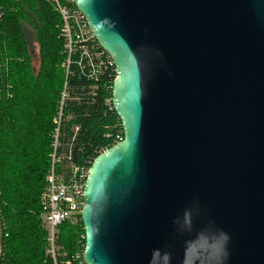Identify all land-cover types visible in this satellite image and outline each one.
Returning a JSON list of instances; mask_svg holds the SVG:
<instances>
[{
  "label": "water",
  "instance_id": "water-1",
  "mask_svg": "<svg viewBox=\"0 0 264 264\" xmlns=\"http://www.w3.org/2000/svg\"><path fill=\"white\" fill-rule=\"evenodd\" d=\"M114 61L124 139L92 163L84 264H148L198 198L229 264H264V0H72Z\"/></svg>",
  "mask_w": 264,
  "mask_h": 264
},
{
  "label": "trees",
  "instance_id": "trees-1",
  "mask_svg": "<svg viewBox=\"0 0 264 264\" xmlns=\"http://www.w3.org/2000/svg\"><path fill=\"white\" fill-rule=\"evenodd\" d=\"M26 25L40 47L38 72L32 65ZM60 25L50 0H0V264H54L47 253L41 197L51 166L53 119L65 80ZM71 69L69 85L80 101L67 104L66 116L71 119L62 142L73 146L75 162H80L95 157L96 150L111 148L113 139L106 136L122 133V127L105 104L111 92L82 78L75 64ZM76 126L79 132L73 140ZM84 237L81 220L64 224L57 264H84L82 258L76 259L84 252Z\"/></svg>",
  "mask_w": 264,
  "mask_h": 264
},
{
  "label": "built area",
  "instance_id": "built-area-1",
  "mask_svg": "<svg viewBox=\"0 0 264 264\" xmlns=\"http://www.w3.org/2000/svg\"><path fill=\"white\" fill-rule=\"evenodd\" d=\"M50 2L61 19L60 34L63 39L65 55L62 67L65 80L57 112L53 119L51 166L47 175L46 189L41 197V205L44 210L43 219L48 235L47 253L51 256L54 264H57L60 229L66 223L76 224L81 220L82 209L85 205L84 189L91 165L99 155L110 149L101 148L96 150L95 157L75 162L73 146L62 142V139L65 138V128L71 119L66 116L67 104L71 101H80L77 96L72 94L69 85V78L74 76L71 68L75 64L82 78L89 82L96 81L99 88L104 85V91L106 89L111 94L116 73L113 59L98 45L85 16L76 9L73 1L50 0ZM95 89L97 86L91 87L89 96L95 95ZM111 97L105 101V104L109 112L115 113ZM118 126L114 127L115 131ZM71 132L74 140L79 132V127L72 128ZM106 137L113 139V147L123 141V130L122 133L118 130L114 135L110 134ZM82 256L83 254H79L76 259H81Z\"/></svg>",
  "mask_w": 264,
  "mask_h": 264
},
{
  "label": "clouds",
  "instance_id": "clouds-1",
  "mask_svg": "<svg viewBox=\"0 0 264 264\" xmlns=\"http://www.w3.org/2000/svg\"><path fill=\"white\" fill-rule=\"evenodd\" d=\"M200 212V202L194 197L172 220L174 229L185 237L181 264H229L231 236L211 220L197 229ZM148 264H173V253L166 245L153 248Z\"/></svg>",
  "mask_w": 264,
  "mask_h": 264
},
{
  "label": "rangeland",
  "instance_id": "rangeland-1",
  "mask_svg": "<svg viewBox=\"0 0 264 264\" xmlns=\"http://www.w3.org/2000/svg\"><path fill=\"white\" fill-rule=\"evenodd\" d=\"M25 32H26V36H27L29 46H30L32 65H33L35 72H38L40 68V63H41L40 47H39V44L37 43L36 35L34 31L27 25L25 26ZM43 224H44V219H43Z\"/></svg>",
  "mask_w": 264,
  "mask_h": 264
}]
</instances>
